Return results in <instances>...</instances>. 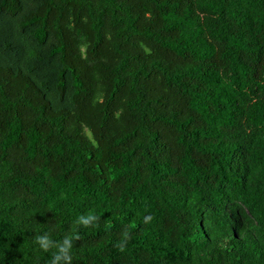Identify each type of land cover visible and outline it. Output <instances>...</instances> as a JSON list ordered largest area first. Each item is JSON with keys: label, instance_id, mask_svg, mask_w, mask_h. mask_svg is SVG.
Wrapping results in <instances>:
<instances>
[{"label": "trees", "instance_id": "obj_1", "mask_svg": "<svg viewBox=\"0 0 264 264\" xmlns=\"http://www.w3.org/2000/svg\"><path fill=\"white\" fill-rule=\"evenodd\" d=\"M44 232L264 264V0H0V264H50Z\"/></svg>", "mask_w": 264, "mask_h": 264}, {"label": "clouds", "instance_id": "obj_2", "mask_svg": "<svg viewBox=\"0 0 264 264\" xmlns=\"http://www.w3.org/2000/svg\"><path fill=\"white\" fill-rule=\"evenodd\" d=\"M98 217L89 212L82 214L77 219V224L85 228L95 226L98 222ZM154 217L151 214L144 215L142 223L145 225L151 224ZM129 237L128 232L123 233L122 241L118 244L123 248ZM78 239V236L75 237ZM74 236L72 234L65 235L62 240H54L50 233L44 232L35 236L34 243L44 252L52 251L50 264H72V247Z\"/></svg>", "mask_w": 264, "mask_h": 264}]
</instances>
